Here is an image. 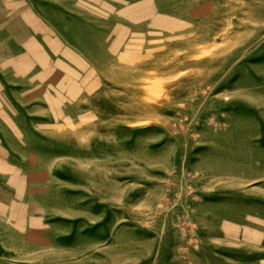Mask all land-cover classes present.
Masks as SVG:
<instances>
[{"label":"rangeland","instance_id":"1","mask_svg":"<svg viewBox=\"0 0 264 264\" xmlns=\"http://www.w3.org/2000/svg\"><path fill=\"white\" fill-rule=\"evenodd\" d=\"M0 264H264V0H0Z\"/></svg>","mask_w":264,"mask_h":264}]
</instances>
